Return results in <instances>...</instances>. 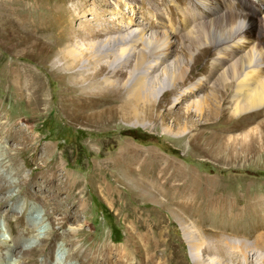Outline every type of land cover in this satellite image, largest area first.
<instances>
[{"label":"rangeland","instance_id":"1","mask_svg":"<svg viewBox=\"0 0 264 264\" xmlns=\"http://www.w3.org/2000/svg\"><path fill=\"white\" fill-rule=\"evenodd\" d=\"M211 1L0 0V264H112L116 248L129 240L127 227L133 226L141 212V225L162 219L168 230V251L174 250L176 256L166 264H192L190 245L177 220L151 198L152 202H143L132 192L135 181L156 175L173 177L177 165L195 178L216 182L219 191L215 195L242 199L258 192L264 196V150L248 156L239 149L238 154L228 150L221 157L203 152L202 137L220 130L221 125L211 126L201 119L191 124L195 129L190 133L178 134L190 126L182 113L197 119L205 99L195 89L194 99L180 108L172 102L195 82H205L209 58L217 55L203 53L209 20L201 18L208 13L202 5ZM215 1L218 8L224 7L220 19L239 18L235 8L241 7L234 8L230 0ZM242 6L251 22L239 38L256 44L264 55V35H258L264 19L251 0H243ZM97 23L115 30L129 25L121 32L128 34L125 47L117 51L126 58L112 65L122 70L123 77L141 69L135 61L145 47L154 49L144 59L146 70L149 62L167 58L154 78L158 86L170 89V103L153 110L155 120L117 117L102 126L71 119L62 109L60 99L70 96L65 89L75 74L81 78L84 67L64 70L58 45L49 51L46 42H55L77 24L87 28ZM36 26L44 28L40 39L45 48L32 43L29 33ZM88 54L89 50L83 51L84 57ZM109 71L100 76L113 80L115 75ZM186 73L184 80L168 81ZM132 130L133 135L129 134ZM193 132L198 137L194 141ZM70 186L74 201L69 204L63 201ZM111 225L118 229L116 235L111 234ZM200 257L202 264H210L209 255ZM242 257L237 255V264H243ZM221 259L216 258L226 264Z\"/></svg>","mask_w":264,"mask_h":264},{"label":"bare ground","instance_id":"2","mask_svg":"<svg viewBox=\"0 0 264 264\" xmlns=\"http://www.w3.org/2000/svg\"><path fill=\"white\" fill-rule=\"evenodd\" d=\"M230 1L234 8L241 7L235 8L239 18L236 17L230 22L220 19V12L224 7L218 8L217 1L212 0L206 2V6L202 5V10H208V13L206 16L197 17L209 20L205 28L203 53L217 55L209 58L205 82H195L188 91L179 93L172 102V106L180 108L186 100L194 99L195 89L203 93L205 103L200 107L197 119L194 116L192 119L190 113L183 112L181 117L190 126L180 129L178 134L190 133L195 129L191 124L198 119L211 126L220 123V130L209 131L202 137L200 145L203 152L215 157L223 156L228 150L232 154L241 151L243 156L264 150V55L258 52L256 44L240 40L239 34L246 31L250 17L245 15L243 0ZM251 1L264 19V0ZM128 26L125 23L115 30L111 26L106 29L107 26L100 23L91 24L87 28L77 24L74 29L69 27L55 42H46L49 51L53 50L55 44L58 45L56 51L59 52L58 57L64 70L77 65L84 67L81 78L74 73L77 76L74 75L73 83L65 89V93L70 96L65 97V94V98L60 99L62 109L68 111L71 119L81 118L91 124L111 123L117 117L155 120L157 117L153 110L170 103L167 96L170 89L165 90L162 84L158 86L157 78H154L156 70L166 63L167 58L162 62L158 59L149 62L146 64L149 70L142 67L147 54L154 49L145 47L139 53L135 65L141 69L133 75L130 74L128 78L123 77L122 70L118 72L115 68L122 61L120 59L126 58V54L123 56L117 51L125 47L128 34L121 32ZM261 27L258 35H264V24ZM42 30L43 27L36 26L29 33L33 45L40 49L45 48V43L40 39ZM107 30H111L112 34L107 35ZM84 50H89L86 57L83 56ZM201 52L202 50L199 53L203 54ZM104 70H110L115 78L109 79L104 74L100 76ZM187 74L189 73L178 78L171 76L168 81L175 83L184 80ZM64 76L68 77L65 71ZM73 92L82 96L77 97ZM191 137L192 141L198 139L194 132ZM215 138L217 141L214 143ZM237 149L240 151L237 152ZM176 168L173 177L161 178L162 176L156 175L142 182L135 181L132 192L143 202L152 199L154 204L167 209L177 220L190 245L192 264H202L200 254L209 255L210 264H223L216 258H222L226 264H237L235 259L239 254L243 256V264H264L263 194L253 192L242 199L229 198L225 194L215 195L219 191L215 189L216 182L204 177L195 178L192 172L185 171L180 165ZM68 188L70 192L66 194L63 202L70 204L74 201V194L73 187ZM57 201L58 198L56 203ZM141 214L142 212L138 214L136 221H132L133 226L127 227L129 240L122 247L116 248L112 264H166L173 257L175 259V251H168V230L163 228V220L141 225ZM247 239L251 244L247 243ZM97 262L95 259V263Z\"/></svg>","mask_w":264,"mask_h":264},{"label":"trees","instance_id":"3","mask_svg":"<svg viewBox=\"0 0 264 264\" xmlns=\"http://www.w3.org/2000/svg\"><path fill=\"white\" fill-rule=\"evenodd\" d=\"M133 130L132 131H129V134H132L133 135ZM135 137L136 138H138V139H140V140H144V139H147V137H144L143 135H135ZM104 208V207H103ZM105 210V209H104ZM102 213H103V217H105V213H104V211H102ZM106 216H107V214H106ZM118 231V229L114 226V225H111V234L112 235H116L117 232Z\"/></svg>","mask_w":264,"mask_h":264}]
</instances>
